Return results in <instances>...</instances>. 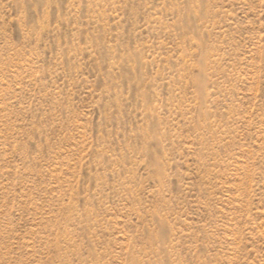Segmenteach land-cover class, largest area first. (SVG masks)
Instances as JSON below:
<instances>
[{
    "label": "rangeland",
    "instance_id": "1",
    "mask_svg": "<svg viewBox=\"0 0 264 264\" xmlns=\"http://www.w3.org/2000/svg\"><path fill=\"white\" fill-rule=\"evenodd\" d=\"M0 264H264V0H0Z\"/></svg>",
    "mask_w": 264,
    "mask_h": 264
}]
</instances>
